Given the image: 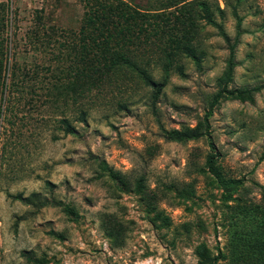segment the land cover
I'll list each match as a JSON object with an SVG mask.
<instances>
[{"label": "rangeland", "instance_id": "rangeland-1", "mask_svg": "<svg viewBox=\"0 0 264 264\" xmlns=\"http://www.w3.org/2000/svg\"><path fill=\"white\" fill-rule=\"evenodd\" d=\"M98 3L107 18L85 21ZM116 20L130 41L106 42ZM237 21L231 84L255 86L264 0H0V264H198L218 251L228 264L229 228L252 220L240 207L264 211V88L220 101L200 137L164 130L203 116L228 53L217 25L232 40ZM142 73L165 80L156 96Z\"/></svg>", "mask_w": 264, "mask_h": 264}, {"label": "trees", "instance_id": "trees-1", "mask_svg": "<svg viewBox=\"0 0 264 264\" xmlns=\"http://www.w3.org/2000/svg\"><path fill=\"white\" fill-rule=\"evenodd\" d=\"M107 5L98 3L97 7H100V11L92 10L89 8L86 10V15L84 20L87 22H92L100 19L107 18L103 14V10H107ZM95 14V17L92 16ZM131 15V14H130ZM124 16V15H123ZM121 17V16H120ZM123 18V17H121ZM209 21H212L208 17ZM239 21H237V30L235 37L231 40L229 36L222 30V28L217 25V29L221 37L226 43L228 50L227 57L225 59V65L220 75L216 78L215 81V90L207 95L206 103L204 106V114L201 118L196 121V124L192 127H185L183 130L172 129L164 130V135L167 139L179 138L183 136L185 138H197L204 135L207 132L208 128V117L212 113V109L222 100L228 99H237L240 101H253L254 94L264 88V82L255 86H233L231 83L233 81V72L236 65L235 60V47L238 42L240 30H239ZM111 31L109 36H106V42L109 41V37L113 36L120 38L122 42L130 41L131 35L133 33V27L124 25L121 20H116L111 23ZM186 55L193 58L196 63H198V57L194 51L183 44L181 47ZM179 72L182 71L179 69ZM143 81L146 85L150 86L153 89L154 96L161 91V88L165 84V80L156 81L150 76L142 73ZM82 112V116H83ZM84 120V117H82ZM63 123V130L65 133H74V128L67 122L65 118L61 119ZM19 200H24L21 197V194L12 196ZM241 216L249 217L252 220L249 221V226L246 230H237L236 226L229 228V239H228V264H264V211H260L257 205H252L250 207L242 205L241 207ZM240 213V211H239ZM253 218H258L259 221H256ZM29 261H35L31 256L27 257ZM225 254L221 251H218L217 256L205 261L200 260L198 264H216V260L224 259Z\"/></svg>", "mask_w": 264, "mask_h": 264}]
</instances>
